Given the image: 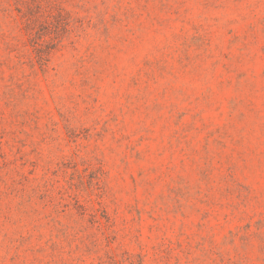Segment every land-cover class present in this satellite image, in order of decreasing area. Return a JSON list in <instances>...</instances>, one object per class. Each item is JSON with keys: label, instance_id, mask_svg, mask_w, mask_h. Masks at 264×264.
I'll return each mask as SVG.
<instances>
[{"label": "rangeland", "instance_id": "374dc122", "mask_svg": "<svg viewBox=\"0 0 264 264\" xmlns=\"http://www.w3.org/2000/svg\"><path fill=\"white\" fill-rule=\"evenodd\" d=\"M0 264H264V0H0Z\"/></svg>", "mask_w": 264, "mask_h": 264}]
</instances>
